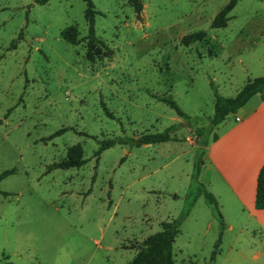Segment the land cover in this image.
Wrapping results in <instances>:
<instances>
[{
    "label": "rangeland",
    "instance_id": "obj_1",
    "mask_svg": "<svg viewBox=\"0 0 264 264\" xmlns=\"http://www.w3.org/2000/svg\"><path fill=\"white\" fill-rule=\"evenodd\" d=\"M91 1L103 41L92 58L85 0H0V173L14 170L0 180V264H131L172 219L173 264H264V210L256 219L230 204L212 176L205 187L225 223L212 261L218 215L203 194L190 205L194 162L208 166L195 129L215 90L231 97L264 75V0H238L221 28L211 21L229 0H139L140 16L128 0ZM70 25L75 44L60 36ZM196 31L205 38L184 45ZM171 125L178 140L95 154L103 140ZM67 159L85 162L51 168Z\"/></svg>",
    "mask_w": 264,
    "mask_h": 264
},
{
    "label": "trees",
    "instance_id": "obj_2",
    "mask_svg": "<svg viewBox=\"0 0 264 264\" xmlns=\"http://www.w3.org/2000/svg\"><path fill=\"white\" fill-rule=\"evenodd\" d=\"M47 0H40L41 3ZM238 0H229L226 5H224L214 16L211 21V28H221L227 25L229 20V13L234 8ZM86 8L84 11V16L88 25V33L85 36L87 53L90 58L93 57L92 50L96 44H103V41L95 34V14L97 11L94 9L91 0H85ZM132 5L137 16H140L142 10V4L139 0H128ZM60 36L63 40L70 44H75L78 42V31L74 25L67 26L63 28L60 32ZM205 31H196L187 34L182 37V43L184 45H189L192 42L202 40L205 38ZM17 38L13 39L10 43L9 48L14 49L16 46ZM213 86V85H212ZM259 93L261 98L264 99V75L249 79L239 91L231 97L222 96L218 94L215 90V100H214V112L210 116L205 124L197 126L195 129V134L198 136V143L200 145V154L204 153V147H206L211 141L217 138L215 133V128L230 114L235 113L240 107H242L249 98ZM159 101L165 102L168 106L174 109L175 113L188 119V115L182 111L179 105L170 96H156ZM108 115L111 116L109 112ZM176 130V125H171L162 132L156 133H145L138 137H121V138H110L103 140L100 143L98 150L95 152L98 157L100 153L110 146L114 145L116 142L119 143H129L133 146H141L145 144H153L158 142H165L168 140H178L176 136L171 135L172 132ZM62 130L57 131L55 134L61 133ZM84 159H67L61 160L54 163L51 168H62L68 169L73 167H80L84 164ZM203 161L202 158L194 162V170L191 174V186L194 189V198L190 202L193 204L195 197L203 194L206 202L215 210L219 218V236L214 245V249L211 253L210 260H214L216 254L219 251V245L221 243V235L224 229L225 223L223 221L222 215L220 214L217 206L216 198L212 193L204 188V185L199 181V175L201 171ZM14 170H5L0 173V180L5 176L13 173ZM6 195V193H4ZM254 206L256 209H264V164L261 166L256 183L255 191V201ZM180 219H172L168 221L161 222V230L149 235L142 243V247L134 255L131 264H173V243L175 237L180 232ZM206 264V263H205Z\"/></svg>",
    "mask_w": 264,
    "mask_h": 264
},
{
    "label": "crops",
    "instance_id": "obj_3",
    "mask_svg": "<svg viewBox=\"0 0 264 264\" xmlns=\"http://www.w3.org/2000/svg\"><path fill=\"white\" fill-rule=\"evenodd\" d=\"M228 116L215 128L217 138L206 146L208 166L203 162L201 171L208 168L209 174L201 177L200 171V182L206 189L205 184L211 185L214 176L230 204H240L249 216L258 219V210L264 209L255 208V192L251 196V190L264 164V99L256 93Z\"/></svg>",
    "mask_w": 264,
    "mask_h": 264
}]
</instances>
